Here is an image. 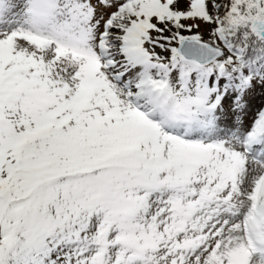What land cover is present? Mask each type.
<instances>
[{
  "label": "snow or ice",
  "instance_id": "1",
  "mask_svg": "<svg viewBox=\"0 0 264 264\" xmlns=\"http://www.w3.org/2000/svg\"><path fill=\"white\" fill-rule=\"evenodd\" d=\"M0 264H264V0H0Z\"/></svg>",
  "mask_w": 264,
  "mask_h": 264
}]
</instances>
